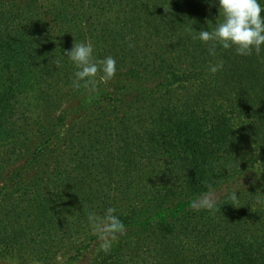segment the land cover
<instances>
[{"label":"trees","instance_id":"obj_1","mask_svg":"<svg viewBox=\"0 0 264 264\" xmlns=\"http://www.w3.org/2000/svg\"><path fill=\"white\" fill-rule=\"evenodd\" d=\"M222 19L216 0H0L2 163L10 166L9 157L14 172L27 170L15 156L30 142V160H56L72 185L59 219L85 239L90 212L117 209L125 232L92 264H264V51L217 47L210 55V43L193 37ZM81 42L93 44L95 60L117 62L107 83L98 74L95 92L73 87L76 69L64 55ZM53 105L65 109L47 125ZM102 153L106 165L127 169L139 158L137 191L117 192L116 179L99 175ZM210 188L222 190L212 209L185 205L153 223L154 211ZM232 191L238 199L228 198ZM130 231L156 241V262L123 242ZM90 233L86 251L95 241L99 249Z\"/></svg>","mask_w":264,"mask_h":264},{"label":"rangeland","instance_id":"obj_2","mask_svg":"<svg viewBox=\"0 0 264 264\" xmlns=\"http://www.w3.org/2000/svg\"><path fill=\"white\" fill-rule=\"evenodd\" d=\"M72 102L70 104L73 106L76 101ZM76 105L77 103L74 106ZM64 109L65 106L58 105L48 108L43 116L45 124H52ZM26 146L24 151L18 152L15 156L16 159L20 158L27 162L28 169L23 172H14L17 166L13 165L12 158L7 157L10 166L3 165L2 160L5 156H0V239L10 245L0 248V264H18L19 261L27 259L31 261L30 264H63L68 260L73 264H92L94 257L99 253L96 241L89 251L82 247V243L88 242L89 237L93 236L90 233L92 230H85V234L90 235L85 239L84 232L79 227L71 229L69 222L59 219L64 199L72 185H69L65 174H60L59 163L56 160L45 158L34 161L33 156L30 160L29 157L35 147L32 142ZM132 157L134 162L130 169H127L129 163L125 166L124 163L106 165L105 161L111 163L112 160H109V155V159L103 153L101 155V161L98 162L99 175L106 176L113 182L116 179L118 184L117 186L113 184L112 189H116L117 192V188L122 191L126 187L137 191V180L142 177V171L136 169L134 164L140 161L139 158L134 155ZM214 193L216 200L222 194V190ZM205 197L206 194L193 198L189 203L178 204L173 211L171 209L157 215L154 211L150 217L156 224V220L161 217L177 216L185 205L189 207L194 201ZM142 206L148 207L147 204ZM37 219H42L47 225L38 226L34 223ZM151 233H156V230H152ZM147 234L130 231L123 242L139 248L143 255L149 257V261L156 262V241L152 245H146L142 241Z\"/></svg>","mask_w":264,"mask_h":264},{"label":"clouds","instance_id":"obj_3","mask_svg":"<svg viewBox=\"0 0 264 264\" xmlns=\"http://www.w3.org/2000/svg\"><path fill=\"white\" fill-rule=\"evenodd\" d=\"M219 6V16L223 19L212 27V30L196 31L194 39L209 44V54L216 55L217 47L225 50L234 49L240 56H251L254 52L264 51V0H216ZM193 28V27H192ZM94 46L91 42L74 43L71 50L64 55L75 67L73 87L87 88L90 92L97 90V76L99 81L107 83L113 79L117 71L115 58L108 56L103 59L93 58ZM224 67L223 61L209 65L212 74ZM237 191L228 194V198L236 200ZM215 193L209 190L205 198L193 202L194 208L206 207L212 209L216 203ZM117 209L109 207L103 215L90 212L88 224L99 240V251L110 252L113 242L119 235L124 234L125 225L116 214Z\"/></svg>","mask_w":264,"mask_h":264}]
</instances>
